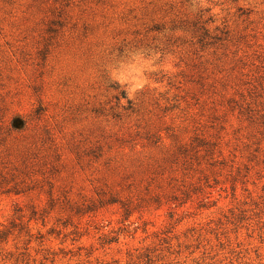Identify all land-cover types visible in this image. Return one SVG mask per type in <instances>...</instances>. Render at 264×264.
Segmentation results:
<instances>
[{
	"label": "rangeland",
	"instance_id": "obj_1",
	"mask_svg": "<svg viewBox=\"0 0 264 264\" xmlns=\"http://www.w3.org/2000/svg\"><path fill=\"white\" fill-rule=\"evenodd\" d=\"M0 264H264V0H0Z\"/></svg>",
	"mask_w": 264,
	"mask_h": 264
}]
</instances>
